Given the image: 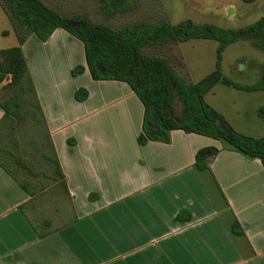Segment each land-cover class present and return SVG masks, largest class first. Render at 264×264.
<instances>
[{"label":"crops","instance_id":"crops-1","mask_svg":"<svg viewBox=\"0 0 264 264\" xmlns=\"http://www.w3.org/2000/svg\"><path fill=\"white\" fill-rule=\"evenodd\" d=\"M187 41L178 42L183 63ZM21 48L66 188L43 172L25 177L33 191L43 185L30 194L0 166V264H264L258 158L179 129L169 142L140 144L144 107L131 88L94 80L87 69L71 74L85 65L79 40L56 29L45 42L29 36ZM79 88L87 91L83 100L75 97ZM220 92L234 96L227 108L216 100ZM260 97L264 90L217 83L204 99L236 131L262 137L251 133L264 127ZM3 114L0 106V121ZM209 145L220 151L197 171L195 153ZM57 187L68 199L66 217H36ZM183 211L189 219H178ZM233 220L243 234L231 233Z\"/></svg>","mask_w":264,"mask_h":264},{"label":"trees","instance_id":"trees-1","mask_svg":"<svg viewBox=\"0 0 264 264\" xmlns=\"http://www.w3.org/2000/svg\"><path fill=\"white\" fill-rule=\"evenodd\" d=\"M99 5L105 17L132 7L130 0H99ZM3 9L12 22L18 44L0 48V87L11 92L0 102L4 110L0 121V166L28 193L42 189L43 185L35 186L33 191L25 177H36L43 172L50 181L59 180L66 188L21 48L29 36L45 42L56 29L65 30L82 43L85 65L74 67L73 75L87 69L94 80L126 83L139 98L144 107L142 128L137 136L140 144L169 142L171 131L179 129L222 141L246 157L258 158L264 166V136L254 137L236 131L204 99L217 83L244 91L264 90V62L261 76L251 84L234 82L221 73L223 52L232 43L247 41L264 52V15L238 28L183 19L175 24L137 22L113 29L83 14L63 16L41 0H5ZM190 39L217 42L215 69L198 82H188L178 75L165 57L144 51L169 40L177 43ZM75 97L85 99L86 89H77ZM175 105H178V112ZM257 115L264 119V104L258 106ZM219 151L214 145L199 148L194 168L208 170ZM177 217L190 218L187 211L180 212ZM230 231L235 235L243 234L237 220L232 221Z\"/></svg>","mask_w":264,"mask_h":264},{"label":"rangeland","instance_id":"rangeland-1","mask_svg":"<svg viewBox=\"0 0 264 264\" xmlns=\"http://www.w3.org/2000/svg\"><path fill=\"white\" fill-rule=\"evenodd\" d=\"M41 1L63 16L72 17L83 14L92 21L106 24L113 29H119L137 22L166 21L175 24L183 19H190L196 23H214L225 28H238L250 24L264 15V0H254L250 3L243 0H130L132 5L130 10L110 17H105L102 14L99 0ZM4 4L5 0H0V48L15 45L17 39L12 22L4 12ZM165 44L156 48H146L144 51L148 54L166 56L172 63L174 70L190 81L198 82L215 69L216 41L190 39L183 43L181 51L184 63L179 53L181 45L178 42L177 45L176 42L170 40L167 45ZM263 62V51L254 48L247 41H238L225 48L221 61V73L234 82L250 84L257 81L261 76ZM79 74L72 75L77 76ZM10 94L11 92L8 89L0 87V102ZM220 94L221 92L216 96V100L227 108L229 103L226 100H233L234 96L230 95L225 100ZM237 96L239 97V94ZM210 99L212 101L213 98ZM240 101H243V99L240 98ZM257 102L259 104L264 103V98L260 97ZM174 109L178 112V105H175ZM259 129H261V132L251 133L256 135H258L257 133H263L262 135H264V127ZM210 182L208 179V183ZM57 188L48 195V200L44 201V211L39 212V216L36 217L42 218L43 214L54 220L60 219V216L62 218L66 217L64 212L65 209L68 210V199L63 190ZM64 215L65 217H63Z\"/></svg>","mask_w":264,"mask_h":264},{"label":"flooded vegetation","instance_id":"flooded-vegetation-1","mask_svg":"<svg viewBox=\"0 0 264 264\" xmlns=\"http://www.w3.org/2000/svg\"><path fill=\"white\" fill-rule=\"evenodd\" d=\"M238 42V41H237ZM223 56V55H222Z\"/></svg>","mask_w":264,"mask_h":264}]
</instances>
